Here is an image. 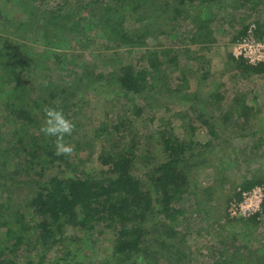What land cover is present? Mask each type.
<instances>
[{
	"label": "trees",
	"instance_id": "16d2710c",
	"mask_svg": "<svg viewBox=\"0 0 264 264\" xmlns=\"http://www.w3.org/2000/svg\"><path fill=\"white\" fill-rule=\"evenodd\" d=\"M8 1H0V27L6 23L19 38L31 35V40L48 43L59 35V29L72 27L66 24L71 16L39 9L36 0H17L22 13H7L3 19L1 11ZM88 6L97 12L89 26L106 49L144 48L134 64L114 62L109 56L105 57L111 63L106 64L109 68L95 73L83 64L67 84L42 73L33 83H23L14 67L19 61L17 50L10 48V41L0 31L2 126L10 123L0 135V264H20L22 258L25 264H60L52 257L68 228L108 231L111 250L96 264H180L187 253L184 238L181 243L175 238V227L183 215V206L177 203L191 191V176L207 164L219 174L216 184L225 181L222 162L204 157L212 149L222 148L224 142L251 137L250 163L264 145V128L257 130L252 124V114L260 109L254 110L245 95L239 94L221 111L218 102L223 97L218 93L211 91L203 100L198 89L186 90L189 61L181 65V59L183 53H190L189 45L205 48L210 44L214 30L224 23L241 25L237 38L254 22L256 36L264 39V0H90ZM175 29L183 48L147 47L160 34L172 36ZM41 52L53 57L61 54ZM25 55L29 57L27 50ZM229 56L242 73L264 75V63L250 66ZM175 71L180 73L177 81L181 84L172 86L165 79L168 72ZM95 82L115 88L116 94L135 104L119 112L111 123L102 120L93 129L81 130L75 117L78 102L72 100L83 85ZM176 100L191 101L184 113L174 115L180 120L178 127L162 117L155 122L152 114L144 143H139L138 116L167 108L168 101ZM49 107L62 110L74 124L73 132L64 137V143L73 148L70 155H57L56 138L41 131ZM201 127L203 140L197 134ZM229 130L236 131L228 138ZM240 130L245 133H238ZM89 159L95 160L96 168L87 167ZM263 180L262 174L252 175L243 180L241 189L263 187ZM203 191L212 197L214 189L210 186ZM231 196L240 198V192L226 199ZM202 201L207 207L208 201ZM263 218L264 187L260 209L241 220L257 224ZM240 235L243 245L213 264H264V242L252 247L253 240L246 236L253 234ZM66 256L61 260L71 264Z\"/></svg>",
	"mask_w": 264,
	"mask_h": 264
},
{
	"label": "rangeland",
	"instance_id": "374dc122",
	"mask_svg": "<svg viewBox=\"0 0 264 264\" xmlns=\"http://www.w3.org/2000/svg\"><path fill=\"white\" fill-rule=\"evenodd\" d=\"M89 1L36 0L35 7L39 9L42 7L47 8L48 12L51 11L50 13L53 15L59 12L61 15L71 16L66 21L67 26H72L68 27L70 30L58 28L59 32L57 34L59 35H56L48 43L37 39L31 40V35H28V39H25V36L19 38L18 35L13 33V28L6 27V23L0 27L3 36L10 41V48L14 47L17 50L19 61L17 64L15 62L14 67L16 68L15 71L19 69V80L21 82L33 83L35 78L42 73L51 77L55 82L67 84L73 80L77 73L81 72L83 64H88L96 73L109 68L110 65L106 64L111 63L105 61V57L113 56L115 58L114 62L117 61L118 63L128 62L134 64L138 60L139 53L144 48H133L128 51L127 48L106 49L104 47L101 37H96L89 26L90 20L94 19L93 13H97L89 8ZM22 11L17 0H9L7 6L1 11V16L4 19L7 13L9 16H16ZM21 17H23V14ZM251 20H254L253 17ZM240 28L241 25L236 22H232L230 25L224 23L218 26L213 32L214 40L205 48H200L199 45L188 46L191 49L190 53H183L181 65L185 60L189 61L186 68H188L191 75L189 74L188 78L185 76L188 82L186 90L198 89L203 100L207 99L211 91L218 93L223 97V100L218 102L221 111L227 108V104L233 96L244 94L246 103L249 106H252L254 110L260 109L254 116L252 114V117H254L252 124L255 129L259 130L264 128V75L244 74L235 65V62H230L231 45ZM177 32L175 29L170 37L160 34L157 41L149 43L147 47L183 48L182 40L175 35ZM182 34L184 33L182 32ZM32 38L35 37L32 36ZM25 50L28 51L29 57L25 55ZM44 50L61 54L53 57L50 53L41 52ZM30 57H32V60L29 61ZM101 57L104 59H99ZM179 76L178 71L168 72L165 81L172 86L181 84L177 81ZM197 77L198 80L202 78V81L198 82ZM81 88V92L72 100L78 102L79 111L75 117L82 125L81 130L93 129L102 120L111 123L114 116L119 112H126L128 105L135 104L123 95L116 94V89L106 86L104 82L102 84L95 82L88 86L83 85ZM2 95V92H0V135L5 134V131L10 127V123L2 126L5 115L1 105ZM170 98L173 100L172 97ZM192 99L191 96L190 100ZM190 100H188L189 102L176 100L175 103L168 101L167 108L154 109L151 114L143 111L135 122L137 131L140 132L138 134L139 143H144L145 129L150 126L148 118L152 114L156 117L155 122H158L159 117H162L164 120H171L172 126L177 128L180 120L174 115L177 112L184 113L191 103ZM156 103V101H153V104ZM75 110L77 111V108ZM218 111L216 110L217 113ZM203 128L197 130L200 140L205 138ZM235 131L229 130L228 138L232 137L230 133ZM237 132L245 133L241 130ZM127 140H130V136H127ZM251 140V137H246L234 139L232 142H224L221 145L222 148L212 149L204 157L209 158L211 156L222 162L225 177L222 184H216L215 181L219 174H216L215 170L207 164L200 166L191 176V191L184 194L182 201L177 203V205L183 206V215L180 216L179 223L175 227L177 232L175 238L177 237V241L180 243L184 238L185 244H183V247H185L187 253V257L180 264H213L217 258L222 259L223 256H229L234 251V247L242 246L244 243V238L240 233L253 234L252 236H246L247 239L253 240L250 242L252 247L264 242V218L257 224L241 220L243 217L230 212V203L238 198L231 196V198L226 199L228 195L243 190L241 184L245 178L248 180L252 175L257 176L259 174L264 176V145L258 150V157H254L248 161L250 163H247L250 156L248 146L251 145ZM87 167L90 169L96 168L95 160L89 159ZM210 186L214 189L212 197L207 195L210 194L209 191H203L207 187L210 188ZM258 186L262 185L259 184ZM203 198L208 201L207 207L203 205ZM107 232L105 230L103 233L102 231L97 233L91 230L83 231L68 228L65 240L63 243H58L56 253H54L55 257H52V259L55 258L60 264H65V261L61 259L67 255L66 258L68 262L70 260L71 264H96L111 250V242ZM31 256H34V253ZM34 259L36 260V258ZM20 264H25L24 258L20 260Z\"/></svg>",
	"mask_w": 264,
	"mask_h": 264
},
{
	"label": "built area",
	"instance_id": "2783aa9c",
	"mask_svg": "<svg viewBox=\"0 0 264 264\" xmlns=\"http://www.w3.org/2000/svg\"><path fill=\"white\" fill-rule=\"evenodd\" d=\"M256 24L249 23L245 33L232 42L231 54L242 59L250 66L264 63V39L255 34ZM240 198L230 203V212L239 217H248L260 209L263 199V188L254 186L251 189L239 190Z\"/></svg>",
	"mask_w": 264,
	"mask_h": 264
},
{
	"label": "clouds",
	"instance_id": "9594fccd",
	"mask_svg": "<svg viewBox=\"0 0 264 264\" xmlns=\"http://www.w3.org/2000/svg\"><path fill=\"white\" fill-rule=\"evenodd\" d=\"M74 130V124L67 119L62 110L57 107L45 109L44 126L41 131L48 137L56 138L57 155H70L73 151L71 145L64 143V137L70 135Z\"/></svg>",
	"mask_w": 264,
	"mask_h": 264
}]
</instances>
